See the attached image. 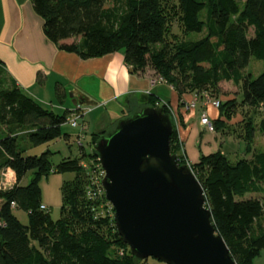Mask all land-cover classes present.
Returning a JSON list of instances; mask_svg holds the SVG:
<instances>
[{"label": "trees", "instance_id": "16d2710c", "mask_svg": "<svg viewBox=\"0 0 264 264\" xmlns=\"http://www.w3.org/2000/svg\"><path fill=\"white\" fill-rule=\"evenodd\" d=\"M33 8L43 18L45 35L61 50L83 59L124 50L132 73L152 64L180 98L185 92H219L221 81L240 86V99L218 98L220 116L212 123L221 134L232 133L235 128L229 121L237 110H252L243 113L237 130L251 158L233 162L219 150L202 154L191 170L204 188L206 206L231 255L237 264H252L264 249V225L256 226L264 216V196L247 197L264 193V149L254 148L257 133L264 137V72L254 78L245 70L252 57L264 62V0H33ZM193 32L206 35L187 38ZM63 90L58 84L59 98ZM147 97L149 106L162 107L172 116L171 151L184 164L171 106L154 94ZM70 110L61 114L45 108L0 65V172L11 168L16 177L11 189H0V264H146L118 232L106 194L101 199L88 195L101 165L95 149L89 159L97 162L92 171L87 169L90 162L84 163L89 155L83 150L80 157L57 164L50 150L27 153L33 146L69 139L62 126ZM108 131L106 127L94 132L92 143ZM51 172L75 174L62 185L57 220L41 208L40 180ZM28 173L31 177L23 184ZM15 208L28 212L29 223L19 219Z\"/></svg>", "mask_w": 264, "mask_h": 264}, {"label": "water", "instance_id": "95a60500", "mask_svg": "<svg viewBox=\"0 0 264 264\" xmlns=\"http://www.w3.org/2000/svg\"><path fill=\"white\" fill-rule=\"evenodd\" d=\"M70 97L74 105L99 102L77 88ZM112 119L115 130L101 135L94 149L117 230L132 253L166 264H237L215 228L201 182L171 151L172 116L146 106Z\"/></svg>", "mask_w": 264, "mask_h": 264}, {"label": "rangeland", "instance_id": "374dc122", "mask_svg": "<svg viewBox=\"0 0 264 264\" xmlns=\"http://www.w3.org/2000/svg\"><path fill=\"white\" fill-rule=\"evenodd\" d=\"M175 30L180 32L177 26H175ZM188 35L189 36L187 38H194L197 40L206 35V32H193L189 33ZM212 40L214 39L212 38ZM112 64L114 65V70L112 72V75H110L109 82L114 83L118 91L121 87L120 84H122L123 86L126 84V74L129 75L128 66H125V68L121 72V65L124 64V50H120L115 54L114 63H111V66ZM149 64L143 70L138 71L137 74L139 76L148 77L152 79L153 85L157 83V86H155L154 88V95L158 97V101L160 103L165 104L167 107H175L176 101H178L180 98L179 92L175 88L174 90L173 87L169 83H167L166 79L163 78L162 73L160 74L156 69L152 67V64ZM245 71L246 73H251L252 76L256 78L264 72V62L260 59H257L256 57H252ZM59 80L60 79L55 75L53 71H49L46 73L42 72L41 78L37 82H35V84L27 87L22 86V88L27 94L38 100L45 108L51 109L55 112L62 114L65 108H69L71 106L74 108V110H70L71 112L68 115L69 121L62 126L63 132L69 134L70 138L66 139L65 137H60L58 139L41 144L39 146H33L27 151V153L32 155H40L42 152L50 150L51 152H53L50 156V159L54 164H57L61 162L63 158L80 157L81 152L83 150L89 155L87 156L86 160H84V163L89 164L90 162V164L87 165V169L92 171L93 165H96L97 163L96 161L89 160L90 154H92V152L94 151V144L92 143L94 137L93 133L100 131L101 129L106 127L109 128L107 134L112 133L116 128V121L113 120L110 115L118 114L120 116H127L141 111L146 106H149L147 103V95H149L150 93L142 92L138 96L132 94L129 96L127 95L126 97H124V94H118L117 96H115V99L112 100L110 98V95L112 94L111 88H109L107 84H104L105 92L103 91L102 94H100L99 92L95 91L93 94L97 97L96 99H98L99 101L97 106H81L78 104L74 105L72 102V98L70 97V93L74 91L75 88L67 90L64 89L62 91V96L59 98L57 93V81ZM110 85L112 86V84ZM218 88L219 92L210 89L211 92H207L205 95L202 94V96H200L201 94H198L196 92L195 93L198 99L203 98V100H205V106L208 105L206 95L209 96L210 100L218 99L220 97H222V101L233 97H238L239 99L241 98L240 86L236 85L232 81H221L218 85ZM189 94H191V92H185L182 94V97H185ZM197 102L198 100H196V103ZM77 106H80L81 108H77ZM208 109L210 111L208 115L212 122L219 118L220 110L218 108L209 103ZM246 110H248L249 113H252V110L246 107L240 108L237 110L238 113L233 117V119L229 121V125H231V127H234L236 132H238L237 130H239L238 122L242 120L243 113ZM204 111L206 110L202 109L201 114ZM185 112V117L187 121H189L192 118V114L194 115V111L192 114L188 111ZM78 115L80 117H78ZM74 118L78 119L77 126H73L71 123V120ZM182 126L185 127L184 123ZM212 127L213 130H215L213 123ZM229 132L230 131L226 130V133H223V139L219 137V142H217V145L222 146L221 148L227 152V155L233 162H236L239 159H242L243 157L245 158L246 155H250V153L248 154L244 151L246 150V143L243 142L240 137L232 136L231 133L229 134ZM79 137L81 138V140L79 139ZM254 148L256 150L264 149V137L260 133H257L256 140L254 142ZM182 152L183 157L185 159L184 164H187L189 168H191L192 164L186 158L184 150H182ZM74 176L75 174L73 172H51L49 173V175H43L40 180L42 204H45L49 207L48 210L50 211L52 218L55 220L60 218L61 206L63 205L62 185L64 181L71 180L74 178ZM4 177L8 178L10 177V175L3 176L1 173L0 181L3 180ZM30 177L31 173H28L23 180V184L28 183ZM251 196L263 197L264 193L247 194V197ZM96 198L101 199V197ZM107 205L110 207L109 209H111V214H114L113 207L108 202ZM14 213L19 217L21 221L26 224L29 223L28 212L22 209L15 208ZM260 224L264 225V216L260 218V221L258 222V224H256V226L258 227L260 226ZM122 253L123 252H121V254ZM142 260H145L146 264L148 260L150 263L166 264L165 262L158 261L153 257H149ZM252 264H264V249L261 250L260 253L253 259Z\"/></svg>", "mask_w": 264, "mask_h": 264}, {"label": "crops", "instance_id": "0c3cea01", "mask_svg": "<svg viewBox=\"0 0 264 264\" xmlns=\"http://www.w3.org/2000/svg\"><path fill=\"white\" fill-rule=\"evenodd\" d=\"M43 23V18L33 8V0H0V65L6 70L7 77L18 86H32L41 78L42 72L53 71L60 79L57 82L63 89L77 88L97 101V97L93 94L95 91L100 94L105 92L104 84L111 88L112 100L118 94H124L126 97L132 94L138 96L142 92L155 93L154 88L157 83L153 85L152 79L132 73L129 68V75L126 74L125 77V87L120 84L121 87L117 91L116 85L109 82L114 70V65L111 66V63H114L117 52L83 59L75 52L61 50L50 41L44 33ZM71 41L72 39L67 40V42ZM125 66L127 64L124 60L121 72ZM189 95L179 98L175 107L172 106L186 158L193 164L199 161L202 154L208 155L220 150L227 155L222 146L217 145L219 137L223 139L224 134L216 130H207L201 125V110L205 109L209 114V105L205 106V100L201 98L195 106H192L195 97H198L195 92ZM185 111L191 114L194 111L189 121L185 117ZM110 116L113 118L114 114ZM183 123L185 127L182 126ZM231 132L232 136L239 137V131L231 129ZM251 156L252 154L246 155L245 158ZM1 204L2 199L0 206ZM147 264L157 263H150L148 260Z\"/></svg>", "mask_w": 264, "mask_h": 264}, {"label": "built area", "instance_id": "2783aa9c", "mask_svg": "<svg viewBox=\"0 0 264 264\" xmlns=\"http://www.w3.org/2000/svg\"><path fill=\"white\" fill-rule=\"evenodd\" d=\"M207 96V104H212L215 107H219L220 106V100L218 99H214V100H210L209 96ZM196 98V97H195ZM196 100H198V98H196L192 104V106L196 105ZM77 108H81L80 106H77ZM72 109L74 110V108L72 107ZM78 117H80L78 115ZM77 118H74L71 120V123L73 126H77L78 122H77ZM201 125L206 127L208 130L212 131L213 127H212V121L208 115V113L206 111L202 112L201 114V119H200ZM82 134V133H80ZM79 139L81 140V138L79 137ZM81 142V141H80ZM4 176H8L10 175V177H4L3 180L0 181V189L3 190H8L11 189L15 183H16V177H15V172L11 169V168H7L6 170H3L2 172H0V175ZM105 169L100 165V171L98 170L97 173L95 174V176L93 177L91 183L88 186V195L91 197H102L103 194H105V189L102 185V179L105 176ZM111 204V203H109ZM112 206V204H111ZM113 207V206H112ZM41 208L43 210H48L49 207L46 206L45 204H41Z\"/></svg>", "mask_w": 264, "mask_h": 264}]
</instances>
